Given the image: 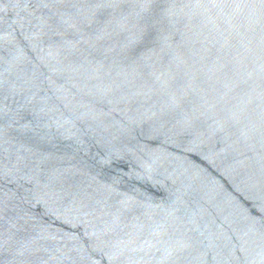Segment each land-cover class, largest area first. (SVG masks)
Listing matches in <instances>:
<instances>
[{"label":"water","instance_id":"obj_1","mask_svg":"<svg viewBox=\"0 0 264 264\" xmlns=\"http://www.w3.org/2000/svg\"><path fill=\"white\" fill-rule=\"evenodd\" d=\"M0 264H264V0H0Z\"/></svg>","mask_w":264,"mask_h":264}]
</instances>
